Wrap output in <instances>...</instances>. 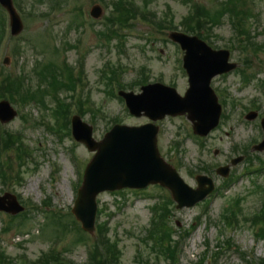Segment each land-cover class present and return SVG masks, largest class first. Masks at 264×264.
Masks as SVG:
<instances>
[{
	"label": "rangeland",
	"instance_id": "1",
	"mask_svg": "<svg viewBox=\"0 0 264 264\" xmlns=\"http://www.w3.org/2000/svg\"><path fill=\"white\" fill-rule=\"evenodd\" d=\"M132 1L158 20L166 18L180 25L184 18L193 13L191 11L196 12L200 6L214 13L219 11L218 3H225L226 0H147L145 5L142 0ZM194 3H197L196 7ZM96 4L103 8L104 15L99 20H92L89 13ZM254 5L255 16L243 20L257 42L264 44V0H256ZM22 9L24 16L19 13L24 30L18 37L10 36L9 20L5 16L6 36L5 45L0 51V65L8 59V64L3 68L11 70L16 65L11 53L16 51L18 71L25 74V83L33 81L35 84L38 82L33 73L35 67L42 68L50 63L58 65L59 71L66 63L77 67L80 54L85 53L84 81L87 85L79 105H82L83 116H86L81 119L93 127V137L98 141L114 126V120L127 126L149 123L146 118L132 117L124 103L112 96L118 93L117 82L113 83L116 87L111 88L109 82L102 81L101 75L108 63L117 72L116 76L110 77L114 81L120 79L121 90L125 92L131 91L129 89L136 81L174 86L181 95L188 89L187 77L180 63L182 53L169 40V32L164 35L155 32L148 23L135 21L123 25L122 32L112 33L110 38L102 35L100 39L105 28L102 22L109 11L97 0H23ZM3 13L0 12L1 15ZM147 18L144 16L145 20ZM84 19L89 25L93 22L94 30L87 25L81 28ZM220 19L210 36V46L215 50L229 51L230 61L238 65L233 73L217 77L212 82L220 103L222 99L226 102L223 108L228 118L222 119L219 127L202 139L193 135L192 125L186 117L167 118L157 123L161 155L178 170L190 187L196 189L197 176L204 175L213 179L218 194L207 199L210 205L205 201L181 210L176 209L175 204L172 206L169 193L158 187H149L139 193L124 190L120 194H101L97 198L99 210L103 209L104 212L101 221L108 222L109 235L118 241L121 250L117 264H169L166 258L157 261L147 241L143 240L150 226L151 207L159 200L163 201L161 214L164 217L169 214L173 232L184 235L180 264H196L203 258L207 264L264 262V236H260L264 225L254 222L256 216L253 217L264 204V170L259 174H247L259 167L258 156L264 160V153L252 152V147L263 140L260 121L264 114V90L261 87L264 83V51L254 53L256 55L245 62V55L234 50L235 31L229 23V15L226 13ZM75 44L78 47L76 50L71 47ZM16 47L18 50H15ZM245 76L249 81L247 84L243 79ZM140 89L134 87L131 92L138 94ZM71 94L70 86L55 92L60 110L66 108ZM47 107L53 110L54 100H49ZM24 112L29 114L27 121L18 116L7 125H1L5 131L22 132V149L28 153V159L20 163L12 149L7 148L10 163L7 170L14 173L13 177L9 176L10 179L16 180L9 181V187L3 186L0 180V197L5 193L16 195L28 213L26 217H19L10 223L7 234L3 229L8 216L0 213L3 260L9 264H41L39 260L57 264L50 262V259H56L60 264L65 261H71L68 264H83L88 257V245L94 241L87 235H81V231L75 230L74 226L67 227L65 231L63 223L52 219L49 214L61 213L63 216L59 218L66 224L77 197L75 184L82 179L85 167L94 154L67 134L60 141L59 136L47 126L49 124L51 129H58L56 118L41 105L33 104ZM247 115H255V118L248 121ZM57 116L60 118L59 114ZM61 121L60 126L64 128L65 121L60 118ZM235 147L238 150H233ZM237 157L250 160H244L232 168L227 179L216 174L218 168L227 166ZM230 179L229 185L224 184ZM47 201H50L49 208ZM231 207L233 211L228 210ZM235 211L241 212L239 218H229L230 212ZM229 222L235 225L234 228L230 227ZM61 233L64 235L57 239ZM56 241L55 256L58 259L49 257V250ZM173 241H177L175 236ZM23 259H27L28 263ZM0 264L6 263L0 259Z\"/></svg>",
	"mask_w": 264,
	"mask_h": 264
},
{
	"label": "water",
	"instance_id": "2",
	"mask_svg": "<svg viewBox=\"0 0 264 264\" xmlns=\"http://www.w3.org/2000/svg\"><path fill=\"white\" fill-rule=\"evenodd\" d=\"M0 3L10 13L13 35H19L23 25L11 0H0ZM172 38L187 51L185 62L191 89L186 97L180 98L174 90L159 89L158 86L143 88V94L139 96L121 95L127 99L133 115L139 117L144 112L152 121L162 119L167 114L189 113L195 133L206 136L216 127L220 118V107L215 95L210 92V82L218 74L227 73L235 66L227 64L228 53L212 52L197 39L177 35H172ZM14 117L15 113L7 104L0 105V119L3 123ZM73 133L90 151L97 152L85 171L83 186L73 210L83 229L91 234L94 232L97 210L96 197L101 192L160 185L172 193L178 209H182L193 207L213 190L212 181L205 177L198 179L199 189L192 190L177 171L160 157L157 149L158 128L152 124L142 127L116 126L106 134L103 141L96 142L92 139V128L82 125L80 119L76 118ZM257 150H264V142ZM23 210L15 197L6 195L0 198V211L15 215Z\"/></svg>",
	"mask_w": 264,
	"mask_h": 264
},
{
	"label": "trees",
	"instance_id": "3",
	"mask_svg": "<svg viewBox=\"0 0 264 264\" xmlns=\"http://www.w3.org/2000/svg\"><path fill=\"white\" fill-rule=\"evenodd\" d=\"M42 1V0H40ZM251 1L252 3H255L256 0H227L225 3H221L217 7V12L210 13L205 8H200L196 10V15L191 16L190 18L185 20V23H183V27L185 28V31L193 34H198L202 36V33L205 31V29L209 28L207 25L210 26L216 25L218 22H220V18L224 17V14L227 13L229 15L230 22L232 23L235 30L237 29L238 32L241 35H248L246 23H244V18L247 19L250 18L251 12L248 8V2ZM237 5V9H236ZM121 6V5H120ZM195 6V5H194ZM239 6V7H238ZM196 7V6H195ZM245 9V11H241ZM116 12V11H115ZM115 15V14H114ZM122 23H120L121 26L128 24L129 19H132L135 21V17H137V10L130 8L129 10H126V12L123 11V14L120 17H117L118 20L121 18H126ZM208 20V22H207ZM173 25V24H171ZM170 28V27H165ZM211 29V28H210ZM242 49L247 50V46L245 43H242ZM51 79L53 81H56V75L50 74ZM19 81L12 82V78L8 77L6 80L7 86L10 85L9 90L7 89L5 92L8 93V97L14 101V95L20 96V101L23 103H29L33 98L37 95L42 94V90L40 87L37 88L36 92L34 93L32 89L26 88L23 83H20ZM50 87L53 89L54 85L52 82L49 83ZM18 96V97H19ZM60 108L58 107L56 110V114L61 115V112L58 111ZM63 111V109H62ZM56 116V115H55ZM9 140L11 143V147H15L16 149L12 152H15L17 155V158L21 161L22 156L26 155V153L23 152L22 149V137L20 133H15L13 136H9ZM5 169H2L1 176L3 179H6L7 176L12 177V175L9 174V169L3 171ZM13 174V173H12ZM10 181H15L16 179L11 178L7 179ZM6 181V180H5ZM229 211H233L234 208L231 207L228 209ZM102 213V212H101ZM229 214L232 218H239L241 212H230ZM256 216V217H255ZM169 214L166 215V217H160L159 215L155 217L154 224L156 225V229L152 230L151 233V239L152 240V251L153 253H157L158 257L157 260H159L161 257L171 260V262L174 264H177L178 257L177 252L180 247V242H174L173 237L175 236V233L173 232V227L171 226L169 220H168ZM255 217L254 222L257 223H263L264 225V204L262 205L261 209L255 213L253 216ZM230 223V222H229ZM231 226V223H230ZM172 227V228H171ZM100 230L97 234L96 241L94 242L93 246L91 247L92 252L89 254L88 261L85 264H117L118 260L120 258V251L118 250V243L117 242H111L109 238H107V230L104 226H99ZM186 238L188 235H185ZM260 236H264V228L260 231ZM179 240H184V235L181 234L179 236ZM175 243L174 246L172 244ZM219 255V254H218ZM119 257V258H118ZM149 261H151V257H149ZM70 262L65 261V264H68ZM149 264V263H147ZM196 264H207V261L205 258L202 260H199ZM264 264V262L259 263Z\"/></svg>",
	"mask_w": 264,
	"mask_h": 264
}]
</instances>
